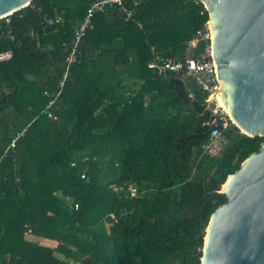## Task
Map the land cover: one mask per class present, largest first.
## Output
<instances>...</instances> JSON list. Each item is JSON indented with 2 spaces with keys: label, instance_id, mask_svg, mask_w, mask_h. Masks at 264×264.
Returning <instances> with one entry per match:
<instances>
[{
  "label": "trees",
  "instance_id": "trees-1",
  "mask_svg": "<svg viewBox=\"0 0 264 264\" xmlns=\"http://www.w3.org/2000/svg\"><path fill=\"white\" fill-rule=\"evenodd\" d=\"M89 2L31 0L0 21V264H199L222 183L264 135L231 125L210 153L206 94L147 67L199 56L202 2L98 11L68 63Z\"/></svg>",
  "mask_w": 264,
  "mask_h": 264
},
{
  "label": "water",
  "instance_id": "water-1",
  "mask_svg": "<svg viewBox=\"0 0 264 264\" xmlns=\"http://www.w3.org/2000/svg\"><path fill=\"white\" fill-rule=\"evenodd\" d=\"M208 12L218 101L247 136L264 135V0H198ZM31 0H0V19ZM219 192L226 201L211 213L199 264H264V141Z\"/></svg>",
  "mask_w": 264,
  "mask_h": 264
},
{
  "label": "built area",
  "instance_id": "built-area-1",
  "mask_svg": "<svg viewBox=\"0 0 264 264\" xmlns=\"http://www.w3.org/2000/svg\"><path fill=\"white\" fill-rule=\"evenodd\" d=\"M141 1L142 0H90L89 5L86 9L85 16L75 26L73 38L71 40L70 53L67 57L68 63L74 60L78 44L80 43L81 38L83 37L87 29L92 26V18L96 12L104 11L109 8H115L118 9L126 19H128L132 16L134 9L138 7ZM10 15L4 16L0 19V21L8 24L10 22ZM62 21L63 18L59 14H56L53 17L45 16L46 25L60 23ZM138 25H140L139 22ZM198 40L204 41V46L202 52H200L197 58L187 57L184 60H177L173 58L162 59L160 57H156L155 59L148 62L147 67L162 74L168 71L182 72L185 77L193 79L198 88L206 94L205 101L207 103L210 98L215 96L220 87L215 65L212 59L210 43L211 29L208 24V20L205 22L202 28L196 31L195 38L191 40L190 46L194 47ZM9 56L10 53H2L0 54V59ZM67 69L63 73V76L58 83L59 90L57 92V95L60 93V90L64 85L68 72ZM54 100L55 98H51L45 108V112L49 117H52V113L49 111V108L53 104ZM208 108L211 111L212 115V120L208 123H211L212 127L210 129V141L204 146V148L212 153L218 152V145L219 139L221 138L222 128H227L233 125V123L226 109L218 101L211 104L210 106L208 105ZM24 131L25 129L16 134L15 138L12 139L10 146L14 145L15 140L20 135H23ZM80 177L86 181L88 180L85 172H82L80 174Z\"/></svg>",
  "mask_w": 264,
  "mask_h": 264
},
{
  "label": "rangeland",
  "instance_id": "rangeland-1",
  "mask_svg": "<svg viewBox=\"0 0 264 264\" xmlns=\"http://www.w3.org/2000/svg\"><path fill=\"white\" fill-rule=\"evenodd\" d=\"M221 145H222V139L220 138L219 139V145H218V151L220 150L221 148ZM212 154H218L217 152H212ZM130 191L132 194L135 193V188H132V187H129ZM45 245H48V246H54V243L52 241H50L48 238H46V241L44 242Z\"/></svg>",
  "mask_w": 264,
  "mask_h": 264
},
{
  "label": "crops",
  "instance_id": "crops-1",
  "mask_svg": "<svg viewBox=\"0 0 264 264\" xmlns=\"http://www.w3.org/2000/svg\"><path fill=\"white\" fill-rule=\"evenodd\" d=\"M50 240V239H49ZM46 241V238H44L43 240H42V243L44 244V242ZM50 241H52L53 243H55V241H53V240H50Z\"/></svg>",
  "mask_w": 264,
  "mask_h": 264
}]
</instances>
